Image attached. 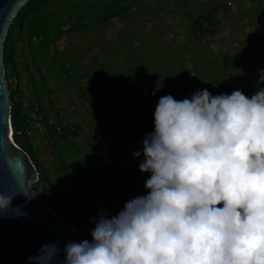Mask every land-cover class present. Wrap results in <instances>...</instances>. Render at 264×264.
I'll use <instances>...</instances> for the list:
<instances>
[{
	"label": "trees",
	"instance_id": "16d2710c",
	"mask_svg": "<svg viewBox=\"0 0 264 264\" xmlns=\"http://www.w3.org/2000/svg\"><path fill=\"white\" fill-rule=\"evenodd\" d=\"M138 1L29 0L11 24L5 41L14 141L30 154L40 171V179L34 184L39 199L76 226L83 240L92 239L96 212L103 210L110 218L126 202L147 194L139 169L144 157L136 158L133 153L142 152L146 134L155 130L150 102L161 90L143 86L116 91L114 83L97 76L98 71L88 70L70 57L66 41L129 15L139 6ZM233 1L232 14L229 2L223 3L224 16L238 17L241 29H246L244 38L249 36L242 44L252 41L253 45L245 52L248 59L236 74V81L230 75L223 85L229 92L228 85L237 86L240 76L241 90L250 98L251 90L258 89L259 70L264 69V48L257 51L254 46L264 44V0ZM215 11L212 8L209 14L194 17L195 35L218 31ZM247 76H253L254 85L245 81ZM145 90L150 92L146 111L153 116L152 121L129 108L128 98ZM62 92L67 95L66 108L60 102ZM84 146H91L93 162L83 159ZM64 185L69 193H63Z\"/></svg>",
	"mask_w": 264,
	"mask_h": 264
},
{
	"label": "clouds",
	"instance_id": "9594fccd",
	"mask_svg": "<svg viewBox=\"0 0 264 264\" xmlns=\"http://www.w3.org/2000/svg\"><path fill=\"white\" fill-rule=\"evenodd\" d=\"M264 69L258 91L160 97L146 134V195L101 210L91 241L48 243L30 264H264ZM0 189V217L26 216ZM222 205V207H221Z\"/></svg>",
	"mask_w": 264,
	"mask_h": 264
},
{
	"label": "crops",
	"instance_id": "0c3cea01",
	"mask_svg": "<svg viewBox=\"0 0 264 264\" xmlns=\"http://www.w3.org/2000/svg\"><path fill=\"white\" fill-rule=\"evenodd\" d=\"M216 1L217 3H213V0L212 3L211 0H143L140 7L137 8L139 15H137V12H131L129 15L121 18L122 21L120 24H115L117 20H113L111 22L115 25H113V28L111 29H132L134 32H137V39L139 38L140 41L145 43L146 46L154 49H157L158 46L163 47V50H165L167 53H158L157 51L155 56V59L159 60L161 63H164L163 59L167 54H169V50L180 49L181 53L185 52L184 54H181L183 57L179 61L178 70H173L171 66L174 60L172 56H170L171 58L169 62L165 65L166 67L170 68L171 71H177L178 76H173V73V78L172 76H169L168 79L170 82H175L174 85L176 88H188L189 94L191 96L198 90L205 88H207L213 95H219L223 93L231 95L234 90H241L240 76H238L237 79V86L235 84L228 85L231 87L229 92H227V89L223 84L227 79H229L230 75L233 77V81H236V74H239L242 70V65L240 62L242 52H237V48L240 45V40L244 37H242L243 31L241 30V20L235 16L234 19H229L224 16L223 11L225 9L222 6L223 3H226L227 1L229 2L227 4L231 7L230 9H232L229 13L232 14L233 10L235 9V1ZM164 3L168 4L169 9L166 10L164 15H160L158 13V9L159 6L163 7ZM246 3L251 2L246 0ZM205 5L208 9L207 11L204 10ZM212 8L216 9V16L219 18L218 31L214 32L213 34L205 32V34L200 36L195 35L193 29L194 17H197L199 14H209ZM197 11H200V13H197ZM132 14H136L137 17H133ZM160 39H162V42ZM177 39H179V41ZM68 41L69 40L66 41L67 47L70 45L71 50H74V52H78V50L81 49L78 48L79 42L77 41V43L75 39L72 38V42L74 43L73 45L68 44ZM203 49H206L207 52L213 54L212 58L214 60L220 55L219 57L222 62L215 60L216 63L213 64L214 66H212V68L211 65L207 63L205 70H203L202 67L197 68L195 66V61L197 57H200L199 55L203 52ZM224 51L227 53L226 57H224ZM100 54H103V51L99 48H96L94 52V57H96V60H93L92 63L89 64L93 65L91 70L94 72L100 71L99 67L95 65L97 61L100 60L98 58ZM121 55L122 52H118V48H116L113 50V54L110 59L109 57L104 58L101 56V59L103 58L102 65H106V67L109 68L105 70V74H108L112 68H115L114 63L116 61L121 60L123 62V57H121ZM140 56H142V52ZM82 63L87 65L84 61H82ZM216 70L219 72V76L217 77H215L216 75L214 73ZM126 73L127 72L125 70L124 74ZM202 73H204V75ZM124 74L116 76L117 78H114L113 80L111 77L106 78L107 81H110L116 85V91L118 92L125 88H139L133 87L132 83H129V78H127V76L124 77ZM130 79L134 78L131 77ZM145 82L147 83L145 84V87H152L155 90H161L158 94H156L158 96L157 100L153 99L150 102V106L152 107L153 111H155V106H157L160 99L159 96L165 95L163 94L162 89L167 85L157 84L160 82L156 77H147ZM216 88L222 89V91L219 93L215 90ZM177 99H179V97ZM130 162H132V160H130ZM125 167L126 164H123V170H125ZM140 174L145 181L150 178L151 175V173H145L141 171Z\"/></svg>",
	"mask_w": 264,
	"mask_h": 264
},
{
	"label": "water",
	"instance_id": "95a60500",
	"mask_svg": "<svg viewBox=\"0 0 264 264\" xmlns=\"http://www.w3.org/2000/svg\"><path fill=\"white\" fill-rule=\"evenodd\" d=\"M28 1L0 0V189L9 193L18 189L28 192L12 200L13 208L21 206L26 216L0 217V264H30L29 257L39 254L48 243L58 244L61 251L57 262H62L64 246L83 241L76 226L39 199L34 184L40 179V171L30 154L13 138L4 47L11 24Z\"/></svg>",
	"mask_w": 264,
	"mask_h": 264
},
{
	"label": "rangeland",
	"instance_id": "374dc122",
	"mask_svg": "<svg viewBox=\"0 0 264 264\" xmlns=\"http://www.w3.org/2000/svg\"><path fill=\"white\" fill-rule=\"evenodd\" d=\"M214 2L217 3L216 0H213V3ZM249 2H251V0H249ZM141 3H142V0H139L138 1L139 6L137 8L140 7ZM211 3H212V0H211ZM137 8L132 12L136 13L138 11ZM167 9H169L168 4L164 3L163 7L159 6L158 13L160 15H164ZM204 10L205 11L208 10L206 5L204 7ZM197 13H200V11H197ZM137 15H139L138 12H137ZM132 16L137 17L136 14H132ZM121 21H122V19H117V22H115V24H120ZM243 21H245V19ZM115 24H112V22H109L104 26L96 27V28H93L89 31L82 32L79 34H75L74 36H72L70 38V40L68 41V44H71V45L74 44L72 42V38H73V39H75L76 42L77 41L79 42L78 48H81V49L78 50V52H74V50H71V46L68 45L67 48H68L69 53L71 54L70 57H74V59L78 60L80 63L82 61H84L87 64V65H85L87 67V69L91 70L93 68V65H89V64L92 63L93 60L94 61L96 60V57H94V52H95L96 48H99L100 50L103 51V54H100L98 56V58L100 60H98L97 63L95 64L97 67H99V69L101 71V72L99 71V75H97V76H101L104 80L105 79L107 80L106 77H111L113 80L114 78H117L116 76H120V74H124V71L126 70L127 73L124 74V77L127 76V78H129L128 79L129 83H132L133 87H143V86H145V84H147L145 82L147 77L148 78H150V77L155 78L156 77L157 80H159V82H160L157 84L167 85V86L163 87V89H162L163 94L172 95L178 101L186 99V98L190 100L192 96L189 94L188 88H184V87L183 88H176V86L174 85L175 82H170L168 80L169 76H172L173 73H174L173 76H176V75L178 76L177 71H171L170 68L165 66L166 63L169 62V60L171 58L170 56H172L174 58V60L171 64V66H172L173 70H178L179 61L183 57L181 54H184L185 52L181 53L180 49L169 50L170 55L167 54L163 59L164 63H161L159 60L155 59V56H156L157 51H158V53H160V52L161 53H167V52H165V50H163V47L158 46L157 47L158 50H157V49L150 48V47L146 46L145 43L141 42L139 38L137 39V32H134V30H132V29L129 30V29L121 28L119 30H112L111 28H113V25H115ZM119 26H121V25H119ZM242 31H243L242 37H245L246 29H243ZM248 37H246V38H248ZM246 38H242L240 40V45L237 48V52L238 51L242 52L241 53V60H240L242 67L245 66V63L248 59L245 52L247 53V50H251L250 48L253 45L252 41L247 45H243V44L247 43ZM177 40L179 41V39H177ZM160 41L162 42V39H160ZM254 46H255L257 51L264 48V44H261L259 42L255 43ZM116 48H118V52H120V51L122 52L121 57H123L122 58L123 62L121 60L116 61L114 63L115 68H112L108 74H105L104 73L105 70H107L109 68L106 67V65H102L103 58L101 59V56L104 58L109 57V59H110V57L113 54V50ZM141 52H142V56H140ZM223 53H224V57H226L227 53L225 51ZM212 55L213 54L207 52L206 49H203V52L199 55L200 57L196 58L195 66L197 68L202 67L203 70H205L207 63L209 65H211V68H212V66H214L213 64L216 63L215 60H217L218 62H222V60L219 57L220 55L218 57H216L215 60L212 58ZM160 63H161V66H160ZM82 68H84V67H82ZM214 73L216 75L215 77L219 76V72L217 70ZM202 74L204 75V73H202ZM173 76H172V78H173ZM131 77H133L134 79H130ZM245 79H246L245 81H247L248 83L252 82L253 85L255 84V81L254 82L252 81L253 76H247ZM167 81H169V82H167ZM177 86L180 87L179 85H177ZM258 90L259 89L254 88L251 90V93L254 94ZM179 94H181V95H179ZM165 95H163V96H165ZM66 96H67L66 92H62L60 95L61 105L65 106V108L68 105V101L65 99ZM159 97H162V96H159ZM178 97H179V99H177ZM153 99L157 100V96L154 95V97H152L151 101ZM155 108H156V106H155ZM86 129L90 130V126L89 127L86 126ZM85 134H86V131L83 132L82 137L79 140V143L82 142L83 138L86 136ZM93 135L94 134L91 133L92 137H93ZM90 149H91V146H89V147L84 146L83 147V153L85 155H83L82 157H83V159L85 158V159L89 160V162H93L94 157H93V155L92 156L90 155ZM102 152H105L104 148H102ZM47 157H48V155L46 156V158ZM94 175L95 176L99 175V171L96 170ZM69 191H70V189L66 185H64L63 186V193L66 194V193H69ZM38 192H39V190H38ZM96 213H97V217H98L100 213L99 212H96Z\"/></svg>",
	"mask_w": 264,
	"mask_h": 264
},
{
	"label": "built area",
	"instance_id": "2783aa9c",
	"mask_svg": "<svg viewBox=\"0 0 264 264\" xmlns=\"http://www.w3.org/2000/svg\"><path fill=\"white\" fill-rule=\"evenodd\" d=\"M112 97V94L110 93ZM150 97L148 90L140 91L128 98L129 108L132 112L136 113L139 117H144L147 121H152L153 116L146 111L147 100ZM12 137V133H11Z\"/></svg>",
	"mask_w": 264,
	"mask_h": 264
},
{
	"label": "bare ground",
	"instance_id": "6f19581e",
	"mask_svg": "<svg viewBox=\"0 0 264 264\" xmlns=\"http://www.w3.org/2000/svg\"><path fill=\"white\" fill-rule=\"evenodd\" d=\"M12 132V131H11Z\"/></svg>",
	"mask_w": 264,
	"mask_h": 264
}]
</instances>
